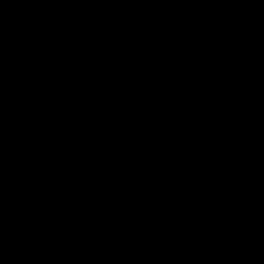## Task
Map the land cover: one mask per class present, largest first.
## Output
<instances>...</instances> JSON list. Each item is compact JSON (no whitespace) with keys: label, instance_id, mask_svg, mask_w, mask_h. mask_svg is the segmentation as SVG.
<instances>
[{"label":"water","instance_id":"obj_1","mask_svg":"<svg viewBox=\"0 0 264 264\" xmlns=\"http://www.w3.org/2000/svg\"><path fill=\"white\" fill-rule=\"evenodd\" d=\"M235 158L188 264H264V72Z\"/></svg>","mask_w":264,"mask_h":264}]
</instances>
